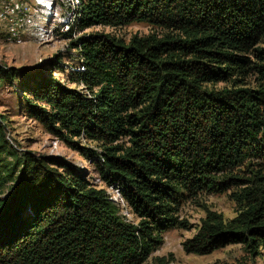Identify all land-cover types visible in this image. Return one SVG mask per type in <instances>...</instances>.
Listing matches in <instances>:
<instances>
[{
    "label": "trees",
    "instance_id": "1",
    "mask_svg": "<svg viewBox=\"0 0 264 264\" xmlns=\"http://www.w3.org/2000/svg\"><path fill=\"white\" fill-rule=\"evenodd\" d=\"M74 14L80 30L142 23L153 32L126 43L101 33L77 38L82 70L67 79L75 87L50 73L57 60L26 77L22 106L90 161L133 221L84 171L19 153L0 117V264H143L163 232L188 227L181 200L229 189L235 216L205 210L181 250L206 256L241 245L256 257L264 172L237 170L249 158L264 164V0H77Z\"/></svg>",
    "mask_w": 264,
    "mask_h": 264
},
{
    "label": "rangeland",
    "instance_id": "2",
    "mask_svg": "<svg viewBox=\"0 0 264 264\" xmlns=\"http://www.w3.org/2000/svg\"><path fill=\"white\" fill-rule=\"evenodd\" d=\"M9 5L12 15L7 16L5 21H0V69L14 71L10 78L0 72V117L6 141L19 153L60 158L84 171L89 182L103 188L106 195L117 204L119 214L127 221H133L116 191L105 188L97 180L90 161L46 134L35 121L26 116L21 98H30L25 86L29 85L26 77L39 72L47 73L57 60L58 68L51 69L50 73L67 86L75 87L67 79L72 71L82 70L71 45L77 38L101 33L126 43L132 36L143 37L153 30L142 23L118 28L94 26L80 30L73 19L77 0H0L2 9ZM20 18L24 19L18 20ZM3 19L5 11H0V20ZM11 28L19 31L12 36ZM67 32L70 33L67 37L61 36ZM80 88L78 86L76 89ZM73 141H78L81 147L99 151L93 143L82 139ZM256 165H260V170L264 172V164L254 158L243 162L237 171L245 173L247 170H257L259 167ZM232 191L229 189L223 193L199 194L195 198L181 200L178 216L188 227L186 230L171 229L163 232L161 245L143 264H264V249H260L259 254L253 258L241 245H229L206 256L186 255L181 250L180 244L193 236L205 210L219 213L224 221L235 216L237 208L230 198Z\"/></svg>",
    "mask_w": 264,
    "mask_h": 264
},
{
    "label": "built area",
    "instance_id": "3",
    "mask_svg": "<svg viewBox=\"0 0 264 264\" xmlns=\"http://www.w3.org/2000/svg\"><path fill=\"white\" fill-rule=\"evenodd\" d=\"M9 7H10V5L8 6V8H7V6H6V7H4V9H2L1 6H0V11H5V19H4V20H0V21H5L6 18H7V16L12 15V13H13L12 8H9ZM8 18H11V17H8ZM23 19H24V18H20V19H18V20H23ZM11 29H12V36H13V34H14L16 31H19L17 28H16V29L11 28Z\"/></svg>",
    "mask_w": 264,
    "mask_h": 264
},
{
    "label": "bare ground",
    "instance_id": "4",
    "mask_svg": "<svg viewBox=\"0 0 264 264\" xmlns=\"http://www.w3.org/2000/svg\"><path fill=\"white\" fill-rule=\"evenodd\" d=\"M7 19V18H6ZM4 20V19H3Z\"/></svg>",
    "mask_w": 264,
    "mask_h": 264
}]
</instances>
